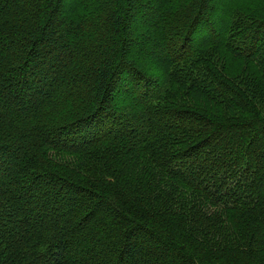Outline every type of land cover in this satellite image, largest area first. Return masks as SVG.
<instances>
[{
	"label": "trees",
	"instance_id": "trees-1",
	"mask_svg": "<svg viewBox=\"0 0 264 264\" xmlns=\"http://www.w3.org/2000/svg\"><path fill=\"white\" fill-rule=\"evenodd\" d=\"M136 2L0 0V264H264V0Z\"/></svg>",
	"mask_w": 264,
	"mask_h": 264
},
{
	"label": "rangeland",
	"instance_id": "rangeland-1",
	"mask_svg": "<svg viewBox=\"0 0 264 264\" xmlns=\"http://www.w3.org/2000/svg\"><path fill=\"white\" fill-rule=\"evenodd\" d=\"M137 2L139 3L140 0H137ZM220 4H221V0H209V5L210 6H209V12L208 13L210 14V12H211V14H214V10L217 9L218 6L220 7ZM150 6H152V5H150ZM135 30L137 31V26H136ZM134 39L137 40V38H135V35H134ZM135 60H136L135 62L139 63V61L136 58H135ZM120 101H119L118 97L114 96L112 108L118 110L117 107H118Z\"/></svg>",
	"mask_w": 264,
	"mask_h": 264
}]
</instances>
